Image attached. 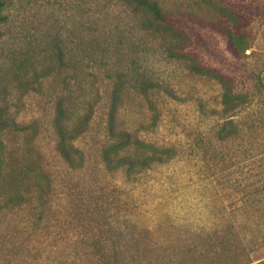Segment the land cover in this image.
<instances>
[{
  "label": "rangeland",
  "instance_id": "obj_1",
  "mask_svg": "<svg viewBox=\"0 0 264 264\" xmlns=\"http://www.w3.org/2000/svg\"><path fill=\"white\" fill-rule=\"evenodd\" d=\"M229 1L237 12L228 15L232 30L242 33L241 51L232 52L214 30L207 50L198 42L196 53L245 95L235 110L238 132L220 139L225 119L216 76L188 69L145 34L149 44L139 52L135 67L150 86L125 90L120 119L156 151L170 154L164 162L131 172L110 170L102 160L109 87L101 77L88 86L82 105H95L89 131L77 140L85 153L84 166L75 169L64 161L52 125L56 83L48 79L43 86L26 85L28 66L20 58L10 59L27 45L22 40L33 27L31 13L8 11L10 24L3 28L0 45V114L12 130L0 133V145L8 157L20 151L16 155L22 159H33L49 177L47 216L57 230L52 239L67 241L49 258L51 264H95L78 238V231L92 226L90 235L122 243L128 264H264V0ZM56 6L62 24L70 11L64 3ZM111 6L115 15L123 10L113 1ZM211 8L217 18L223 12L219 5ZM17 42L20 51L12 48ZM246 45L251 47L244 52ZM28 77L34 79L31 72ZM19 126L26 132L17 131ZM38 178L33 174L31 183ZM22 218L20 211L9 215L0 209V264H6L3 231L9 220L15 225Z\"/></svg>",
  "mask_w": 264,
  "mask_h": 264
},
{
  "label": "trees",
  "instance_id": "obj_2",
  "mask_svg": "<svg viewBox=\"0 0 264 264\" xmlns=\"http://www.w3.org/2000/svg\"><path fill=\"white\" fill-rule=\"evenodd\" d=\"M112 1L113 5L123 7L116 15L110 10ZM229 2L0 0V45L5 35L3 28L10 24L8 11L22 8L31 13L29 21L33 27L22 40L27 45L20 51L18 42L13 43L12 48L20 52L19 56L14 54L10 59L20 58V63L28 66L29 71L25 70L24 76L27 77L26 85L43 86L44 80L48 79L56 83L58 98L52 125L57 136V150L70 167L84 166L85 153L77 140L89 131L95 105L92 102L86 108L82 105L87 98L88 86H95L101 77L109 87L102 126L105 137L102 160L110 170L124 167L129 172L142 171L154 162L166 161L170 154L165 150L156 151L153 144L141 140L123 126L120 119L119 109L125 90L135 87L146 91L150 86L142 71L135 67L140 61L139 52L149 44L145 34L160 41L165 52L182 61L188 69L216 76L223 89L222 115L225 119L220 139L229 138L237 131L235 110L242 105L245 95L236 92L227 77L212 72L204 57L199 58L196 53L198 42L203 50H207L208 37L214 30L226 38L232 52L241 51L242 33L232 30L231 15H228L237 12ZM63 3L68 5L70 13L61 24L55 10L57 4ZM213 5H219L223 11L218 18L212 13ZM58 20L61 26L56 28ZM250 47L246 45L242 50L245 52ZM30 72L34 79L28 77ZM227 127L231 128L227 130ZM6 129L12 130L0 114V133ZM16 130L26 132V127L19 126ZM16 153L20 154V151L8 157L0 145V209L6 208L9 215L16 210L23 215L15 225L9 220L7 232L3 231L6 264H51L49 258L55 257L54 254L67 242L57 236L52 239L57 230L47 216L51 182L33 159H22ZM35 173L40 178L31 183ZM94 228L81 229L78 238L81 237L79 242L88 248L95 264H128L122 243L110 244L105 238L90 235Z\"/></svg>",
  "mask_w": 264,
  "mask_h": 264
}]
</instances>
